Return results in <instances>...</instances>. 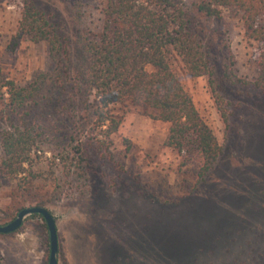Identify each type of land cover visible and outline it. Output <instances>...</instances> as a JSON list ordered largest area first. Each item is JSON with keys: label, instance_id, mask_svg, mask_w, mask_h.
<instances>
[{"label": "rangeland", "instance_id": "1", "mask_svg": "<svg viewBox=\"0 0 264 264\" xmlns=\"http://www.w3.org/2000/svg\"><path fill=\"white\" fill-rule=\"evenodd\" d=\"M24 1L0 0V72L19 85L50 68L45 42L25 40L13 52L7 50ZM27 1L74 27L77 10L69 1ZM77 1L72 3L80 7L83 26L97 36L103 0ZM212 27L224 32L238 76L252 80L257 46L245 38L240 15L223 11ZM172 65L222 145L214 169L183 198L176 180L180 160L163 147L169 125L133 106L113 109L120 123L117 133L106 140L92 136L104 139L107 149L93 154L94 166L81 183L65 180L57 150L41 147L33 185L41 188L44 208L55 219L57 264H264V95L232 98L227 124L207 78H190L177 63ZM0 126L5 127L1 121ZM15 187L14 181L0 186V225L32 207ZM18 200L22 208L14 213ZM48 255V233L39 215L27 216L14 233L0 234V264H48Z\"/></svg>", "mask_w": 264, "mask_h": 264}, {"label": "trees", "instance_id": "2", "mask_svg": "<svg viewBox=\"0 0 264 264\" xmlns=\"http://www.w3.org/2000/svg\"><path fill=\"white\" fill-rule=\"evenodd\" d=\"M67 1L77 10L72 29L25 0L7 45L13 52L25 40L45 42L50 68L23 85L0 72V186L14 181L23 202L44 207L41 188L33 185L36 152L57 150L65 180L81 183L94 166L93 154L107 149L104 139L119 131L113 109L133 106L169 125L163 147L180 160L179 168H188H178L176 180L183 198L189 197L214 169L222 145L172 64L190 78H207L228 124L232 98L264 95V0H103L97 36L83 26L80 7ZM223 11L240 15L245 38L257 46L252 80L238 76L224 32L212 27ZM14 207V213L22 208L20 200Z\"/></svg>", "mask_w": 264, "mask_h": 264}, {"label": "water", "instance_id": "3", "mask_svg": "<svg viewBox=\"0 0 264 264\" xmlns=\"http://www.w3.org/2000/svg\"><path fill=\"white\" fill-rule=\"evenodd\" d=\"M30 215H39L46 226L49 241L48 264H57L58 239L56 223L53 215L44 207H25L21 209L16 217L5 225H0V234H10L18 230L23 220Z\"/></svg>", "mask_w": 264, "mask_h": 264}, {"label": "flooded vegetation", "instance_id": "4", "mask_svg": "<svg viewBox=\"0 0 264 264\" xmlns=\"http://www.w3.org/2000/svg\"><path fill=\"white\" fill-rule=\"evenodd\" d=\"M15 217H16V216H15ZM15 217H14V218H15ZM14 218H13V219H14ZM13 219H12V220H13ZM12 220H10L9 222H11ZM9 222H7V223H9ZM7 223H6V224H7ZM20 227H21V226H20ZM20 227H19V228H20ZM19 228H18V229H19ZM16 231H17V230H16ZM13 233H14V232H13ZM10 234H11V233H10ZM6 235H7V234H6Z\"/></svg>", "mask_w": 264, "mask_h": 264}]
</instances>
